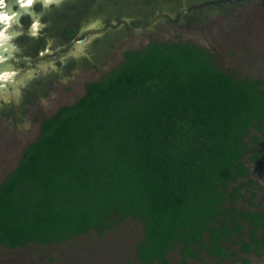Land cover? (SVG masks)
I'll return each instance as SVG.
<instances>
[{
    "label": "trees",
    "instance_id": "16d2710c",
    "mask_svg": "<svg viewBox=\"0 0 264 264\" xmlns=\"http://www.w3.org/2000/svg\"><path fill=\"white\" fill-rule=\"evenodd\" d=\"M259 83L226 74L195 44L126 49L73 103L40 120L0 181V245L101 235L133 218L143 229L134 247L142 264H169L176 247L182 263L201 251L231 259L226 242L259 255L264 206L235 205L254 195L237 181L246 161L264 155Z\"/></svg>",
    "mask_w": 264,
    "mask_h": 264
},
{
    "label": "rangeland",
    "instance_id": "374dc122",
    "mask_svg": "<svg viewBox=\"0 0 264 264\" xmlns=\"http://www.w3.org/2000/svg\"><path fill=\"white\" fill-rule=\"evenodd\" d=\"M185 1L197 4L203 0ZM193 13L182 18L178 24L162 21L152 31L130 34L122 42L123 45L120 43L113 48L102 68L77 71L64 83L56 85L36 111L48 116L57 107L73 103L83 93V83L97 80L114 68L120 62L124 49H138L152 40L182 41L201 46L213 56L216 67L236 79L248 76L259 80L264 92V0L227 1L221 7L208 6ZM37 133L38 121L30 117L15 124L0 123V181L16 166L22 150ZM258 148L264 150V141L259 143ZM245 166L248 168L247 175L237 181L244 183V191L248 189L244 192L246 197L250 191L254 195L250 203L238 198L235 205L260 210L264 206V155L259 162L246 161ZM142 232L138 220L126 218L101 235L90 230L52 244L28 243L13 248L0 245V264H142L134 258V247ZM241 235L247 239L246 233ZM226 245L227 252H235L231 259H216L201 251L182 263L177 247L166 254V259L169 264H264V246L256 255L240 252L236 243L226 242ZM149 264L160 263L154 261Z\"/></svg>",
    "mask_w": 264,
    "mask_h": 264
},
{
    "label": "flooded vegetation",
    "instance_id": "af4514ba",
    "mask_svg": "<svg viewBox=\"0 0 264 264\" xmlns=\"http://www.w3.org/2000/svg\"><path fill=\"white\" fill-rule=\"evenodd\" d=\"M206 1L210 3L178 16L181 11ZM227 1L234 2V0H203L197 4L183 0L31 2L18 14L9 44L15 59L32 58L34 63L20 72L17 102H0V123L15 124L30 117L37 120L39 126L40 120L50 115H42L36 108L42 100L48 98L56 85L64 83L77 71L102 68L113 48L124 42L130 34L152 31L162 21L178 24L182 18L191 16L193 12H199L208 6L221 7ZM160 14L165 15L159 16L149 28L138 33L129 30L145 24ZM125 50L121 52V58Z\"/></svg>",
    "mask_w": 264,
    "mask_h": 264
},
{
    "label": "water",
    "instance_id": "95a60500",
    "mask_svg": "<svg viewBox=\"0 0 264 264\" xmlns=\"http://www.w3.org/2000/svg\"><path fill=\"white\" fill-rule=\"evenodd\" d=\"M56 2L59 0H3L0 5V102L16 103L18 97L19 75L26 67L34 63L32 58L23 57L15 59L9 44L12 29L18 14L31 2ZM210 2H202L191 6L179 13L178 16L187 13L191 9H197L208 5ZM165 14L156 15L145 24L129 29L132 33H138L155 22Z\"/></svg>",
    "mask_w": 264,
    "mask_h": 264
},
{
    "label": "clouds",
    "instance_id": "9594fccd",
    "mask_svg": "<svg viewBox=\"0 0 264 264\" xmlns=\"http://www.w3.org/2000/svg\"><path fill=\"white\" fill-rule=\"evenodd\" d=\"M3 4V0H0V5H2Z\"/></svg>",
    "mask_w": 264,
    "mask_h": 264
}]
</instances>
